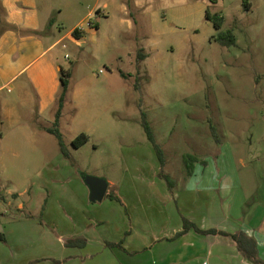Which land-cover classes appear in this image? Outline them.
I'll return each instance as SVG.
<instances>
[{
  "label": "rangeland",
  "instance_id": "374dc122",
  "mask_svg": "<svg viewBox=\"0 0 264 264\" xmlns=\"http://www.w3.org/2000/svg\"><path fill=\"white\" fill-rule=\"evenodd\" d=\"M76 3V11L64 10L63 16L69 15L65 32L90 9L106 11L85 20L87 32H80L85 34L80 44L66 39L58 46L70 74L57 127L71 149L73 157L68 159L76 172L99 174L118 184L125 177L137 184L146 181L143 187L151 188V165L158 164V175L168 185L160 172L174 180L195 176L189 186L193 192L204 187L200 177L214 175L211 191L223 207L234 197L235 208L255 193L263 198L264 0ZM207 9L223 17L220 28L207 17ZM227 30L234 35L233 45L219 39ZM2 93L17 101L11 112L2 115L0 110L1 144L10 149L0 152V212H20V202L40 212L54 191L51 180L43 178L55 175L45 162L55 164L61 154L58 137L46 131L56 127L58 103L39 113L40 105L7 89ZM142 111L164 151V164L142 125ZM29 130L39 133L32 137ZM81 132L90 138L73 148L72 140ZM33 138L37 142H31ZM149 147L155 161L149 158ZM190 156L192 173L186 161ZM221 177L228 178L232 190L214 188V183L219 188ZM21 214L16 220L26 218ZM24 233L32 234L17 224L0 241L16 245Z\"/></svg>",
  "mask_w": 264,
  "mask_h": 264
},
{
  "label": "crops",
  "instance_id": "0c3cea01",
  "mask_svg": "<svg viewBox=\"0 0 264 264\" xmlns=\"http://www.w3.org/2000/svg\"><path fill=\"white\" fill-rule=\"evenodd\" d=\"M60 1L0 0L2 115L7 110L11 112L17 101L13 95L3 94L5 89L40 105L39 113L58 103L61 71L70 68L63 63L58 46L66 39L80 44L85 34L79 31L78 38L73 30L98 9L100 14H106L105 9L92 8L65 32L64 21L69 15L64 17V10L76 11L77 0ZM46 131L52 134L49 127ZM28 132L32 137L39 133ZM3 137L0 134V152H8L10 149L1 144ZM31 142L37 141L33 138ZM72 146L82 147L73 142ZM67 148L73 157L70 147ZM149 148V158L155 161L154 150ZM55 161L44 165L49 173L55 174L53 177L45 178L42 172L54 189L47 206L38 212L25 209V203L20 202L21 211L16 213L8 208L11 204L8 201L6 212H0V232L6 237L17 224L32 232L24 233L16 245L10 240V246L0 241V264H253L232 236L220 232L239 230L256 238L259 255L264 260V197L256 193L238 208L233 205L235 197L231 203L229 199L228 207H223L225 203L219 204L217 193L211 191L214 175L200 177L204 187L198 192L189 188L195 176L177 178L174 192L159 177L158 164H154L152 178L148 179L151 188L143 187L146 181L137 184L125 177L118 184L109 178V187L113 188L110 193L119 199L105 196L102 201H92L88 185L62 151ZM214 185L216 190H232L226 177L220 178L219 188ZM196 200L200 203L196 204ZM18 213L26 218L16 220ZM184 218L201 229L218 231L203 233L195 227L185 230Z\"/></svg>",
  "mask_w": 264,
  "mask_h": 264
},
{
  "label": "trees",
  "instance_id": "16d2710c",
  "mask_svg": "<svg viewBox=\"0 0 264 264\" xmlns=\"http://www.w3.org/2000/svg\"><path fill=\"white\" fill-rule=\"evenodd\" d=\"M0 5V12L2 11ZM97 14L99 13V9L96 12ZM207 17L211 19L215 26L217 28H220L222 25L223 17L222 16H212L209 12V9H207ZM95 27H98L97 25ZM2 32V27L0 26V33ZM37 32V31H33ZM73 34L76 37H80L78 29L73 30ZM219 39L221 42L225 45H233L235 43V38L231 30H227L224 33L219 34ZM68 74H70L69 70L66 71L65 69H62L61 71V81H62V90L60 92L59 98H58V109L57 113L55 116V128H50V131L54 133L60 143L61 151L66 156L67 158H71V154L68 151V148L66 146V143L63 140L62 133L58 129L57 125L59 124L61 113H62V108L64 106L65 98L68 92ZM142 125L146 131V134L150 140V142L153 144L154 148L156 149L159 159L161 164L165 163V156H164V151L160 144L158 143L155 133L151 127L150 121L145 113V111H142ZM90 136L85 133L81 132L78 134L74 139H73V144L76 147H80L86 142H88ZM187 161V167L189 170V173H192L194 170V159L193 157H189V159H186ZM160 175L163 176L168 182L169 186L173 187L175 185V180L169 175L165 174L163 172H160ZM106 197H112V198H117L119 199V196H115L109 191L106 194ZM190 227H195L198 231H201L203 233H216L218 230L217 229H201L199 228L193 221L189 220L188 218H184V229L187 230ZM221 233L228 234L232 236V238L236 241L238 248L242 253L253 263V264H264V260L260 257L259 255V250H258V244L256 238L253 236H249L245 231L239 230L233 233L227 232V231H220ZM0 238L5 240V235L0 232Z\"/></svg>",
  "mask_w": 264,
  "mask_h": 264
},
{
  "label": "water",
  "instance_id": "95a60500",
  "mask_svg": "<svg viewBox=\"0 0 264 264\" xmlns=\"http://www.w3.org/2000/svg\"><path fill=\"white\" fill-rule=\"evenodd\" d=\"M82 177L90 189V199L92 201H102L109 188L107 178L90 173H83Z\"/></svg>",
  "mask_w": 264,
  "mask_h": 264
},
{
  "label": "built area",
  "instance_id": "2783aa9c",
  "mask_svg": "<svg viewBox=\"0 0 264 264\" xmlns=\"http://www.w3.org/2000/svg\"><path fill=\"white\" fill-rule=\"evenodd\" d=\"M84 23H85V21L83 23H80L75 29H78V31H80V32L85 31L86 27H85ZM88 26L93 27L94 26L93 22L88 21Z\"/></svg>",
  "mask_w": 264,
  "mask_h": 264
}]
</instances>
